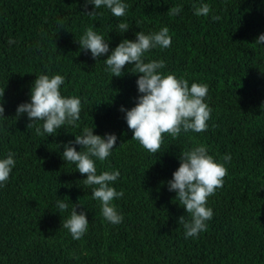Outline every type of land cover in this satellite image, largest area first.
<instances>
[{"label":"trees","instance_id":"16d2710c","mask_svg":"<svg viewBox=\"0 0 264 264\" xmlns=\"http://www.w3.org/2000/svg\"><path fill=\"white\" fill-rule=\"evenodd\" d=\"M126 15L116 18L102 6L97 15L85 0H0V159L14 153L9 180L0 186V264H264V0H122ZM207 3L211 12L197 16L193 5ZM177 15H169L172 7ZM221 17L213 21L212 16ZM129 30L120 33L119 23ZM104 36L109 53L93 59L78 41L89 27ZM169 28L172 43L145 53V62L165 61L159 71L209 86L212 108L205 132L164 134L153 154L132 140L126 112L141 95L139 74L125 66L122 77L106 71L104 60L136 33ZM12 43H9V41ZM40 74H60L64 96L81 98L80 119L55 135H37L27 114L17 108L30 102ZM84 128L115 134L117 142L97 174L119 170L110 186L122 197L113 201L123 220L108 222L92 186L84 184L72 163L62 158L63 145ZM122 144V145H121ZM204 145L218 161L226 154L228 174L222 188L208 198L213 218L198 237L185 238L178 223L187 216L167 181L180 166V154ZM77 151L81 145H74ZM63 200L67 210L60 211ZM86 212L84 236L75 240L62 227L73 207Z\"/></svg>","mask_w":264,"mask_h":264},{"label":"clouds","instance_id":"9594fccd","mask_svg":"<svg viewBox=\"0 0 264 264\" xmlns=\"http://www.w3.org/2000/svg\"><path fill=\"white\" fill-rule=\"evenodd\" d=\"M92 4L95 11L87 12L89 16L97 15V9L102 6L110 9L116 17L126 15L128 5L122 0H85V7ZM197 16L207 17L211 12V6L202 3L193 5ZM180 7L169 9V15H177ZM221 19L213 15V21ZM120 33L129 30L127 23H119ZM87 28L78 43L83 51H90L93 59L100 58L109 53V43L104 36ZM9 43H12L10 40ZM172 38L169 28L163 27L159 32L145 34L143 31L136 33V40L124 39L106 60V71L113 77H122L126 65L133 64L131 73L139 74L137 80L138 91L141 94L137 103L130 110L121 107L126 112L128 128L133 132L132 140H136L150 153L156 154L164 142V134L173 138L181 132L193 131L205 132L208 129V121L211 118L212 108L206 103L209 86L206 83L193 82L185 78H177L173 73L164 74L160 69L165 67V61L152 60L145 62V53L159 46L169 48ZM256 44H264V34H261ZM65 77L60 74L52 76L40 74L34 81L31 89L30 102L22 103L17 108L16 117L27 114L31 123L27 128L34 126L36 121H42L41 127H36L37 135L47 133L55 135L57 130L65 124L73 125L80 119L82 110L81 98L78 96H64L61 86ZM5 88L0 90V117H5L3 96ZM7 118V117H5ZM117 142L115 134L105 136L94 134V129L84 128L81 135H75L74 141L63 145L62 158L67 163H72L82 175L87 186H92L93 199L100 202L103 217L112 224H119L123 216L118 213L113 201L123 196V192L110 186L120 177L119 170L103 171L97 174L96 160L105 161L112 153ZM81 145L83 150L77 151L74 145ZM122 145V144H121ZM15 154L9 152L6 158L0 159V186H4L10 178L16 161ZM218 162L214 156L208 153L207 147L199 145L191 150H184L180 154V166L173 173V178L167 181L169 191L177 193L175 200L186 209L187 216H181L178 223L185 229V238L198 237L207 230V221L213 218V209L207 206L208 198L213 196L217 189L224 185V178L228 174L225 162L231 161V155L226 154ZM60 211H65L68 205L63 200L57 201ZM88 218L86 212H77V206L73 207L70 217L63 219L62 227L67 229L72 238L81 239L88 230Z\"/></svg>","mask_w":264,"mask_h":264}]
</instances>
